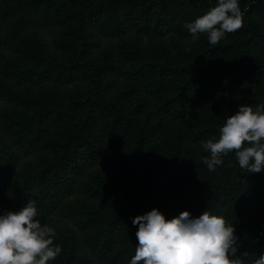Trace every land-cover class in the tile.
<instances>
[{"label": "trees", "instance_id": "trees-1", "mask_svg": "<svg viewBox=\"0 0 264 264\" xmlns=\"http://www.w3.org/2000/svg\"><path fill=\"white\" fill-rule=\"evenodd\" d=\"M216 2L0 0V213L35 200L62 248L49 264H128L154 207L223 216L244 264L264 252V171L235 150L210 171L203 148L264 104V0L193 40Z\"/></svg>", "mask_w": 264, "mask_h": 264}, {"label": "clouds", "instance_id": "clouds-1", "mask_svg": "<svg viewBox=\"0 0 264 264\" xmlns=\"http://www.w3.org/2000/svg\"><path fill=\"white\" fill-rule=\"evenodd\" d=\"M243 15L240 0H217L215 6L185 26L193 40L207 33L209 43L217 44L226 33L242 27ZM203 148L210 152L205 157L210 171H215L223 156L233 150L242 169L264 171V104L255 108L238 105L220 128L219 138L205 141ZM39 216L32 199L19 210L0 213V264H49L61 253V246L54 244L55 229L42 224ZM132 224L138 225V243L128 264H244L237 255L240 245L235 225L223 216L203 211L194 217L183 210L166 218L154 207L136 215ZM252 264H264V252Z\"/></svg>", "mask_w": 264, "mask_h": 264}]
</instances>
